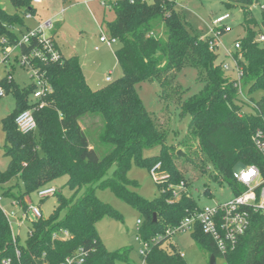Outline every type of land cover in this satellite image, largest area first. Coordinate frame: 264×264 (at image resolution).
Masks as SVG:
<instances>
[{
  "label": "trees",
  "instance_id": "obj_1",
  "mask_svg": "<svg viewBox=\"0 0 264 264\" xmlns=\"http://www.w3.org/2000/svg\"><path fill=\"white\" fill-rule=\"evenodd\" d=\"M231 1L241 3L247 32L239 40V50L233 53L242 71L243 99L235 87L236 80L209 50L210 38L201 39L191 31L177 12L175 0L107 3L115 18L106 27L109 37L120 43L114 56L122 75L102 88L89 87L76 56L32 62L51 88L37 102L30 99L33 84L19 87L9 74L0 82L3 91L14 99V110L1 122L4 152L9 158L7 169L0 171L1 194L25 208L26 197L61 178H65L64 187L71 193L69 198L61 191L54 195L57 203L52 214L29 223L23 246L18 245V238L13 243L8 219L0 209V264L6 259L12 264H41L43 255L47 264H60L79 248L87 252L83 264L127 262L128 250L110 253L99 239L95 226L100 220L106 216L121 218L98 200V190H109L139 212L141 240L160 237L145 256L140 255L144 264H186L173 248L172 236L166 235L198 208L187 190L185 172L190 169L212 181L227 183L233 195L243 190L232 177L236 166H255L264 179V157L252 143L256 132L264 135V44L255 42V32L250 29L256 22L249 12L251 0ZM9 2L16 13L8 14L0 8V52L18 42L13 28L23 26L24 14L34 12L30 8L32 0ZM259 26L264 30V14ZM218 32L219 37L226 33L224 27ZM37 46L32 39L30 46H22L20 51L27 53ZM185 68L194 69L196 81L202 84L198 93L187 97L175 81L176 73ZM145 82L155 83L163 101L173 104L181 117L189 118L180 142L171 143L174 132L169 117L161 122L145 111L137 93ZM29 109L33 110L36 130L21 134L15 119ZM86 115L102 120L98 140L111 148L102 158L90 148L79 126ZM176 146L184 151L183 157ZM132 163L149 171L160 164L159 173L167 179L155 182L159 190L156 199L145 200L136 192L138 184L127 177ZM180 183L184 190L176 200L168 187ZM249 220L235 248L223 256L199 227L191 232L192 237L202 250L225 264H264V215L252 212ZM59 230L68 231L71 238L52 241V234Z\"/></svg>",
  "mask_w": 264,
  "mask_h": 264
},
{
  "label": "rangeland",
  "instance_id": "obj_2",
  "mask_svg": "<svg viewBox=\"0 0 264 264\" xmlns=\"http://www.w3.org/2000/svg\"><path fill=\"white\" fill-rule=\"evenodd\" d=\"M94 6L97 7L98 13L86 12L83 9L73 10L56 20V16L62 6V0H42L39 3L31 2V9H34L33 18L25 19L23 16V26L13 28L19 38L28 33V29L35 30L39 25L50 24L51 28L56 31L55 41L64 58L76 55L79 59L82 73L89 87L93 90L102 88L105 77H110L112 82L119 79L122 75L114 57V52L120 47V43L115 41L110 47H101L99 51H94L100 34L109 39L106 23L115 18L114 11L108 6L102 5L99 0H93ZM115 1V0H110ZM151 3L152 0H145ZM69 3L81 4L84 0H69ZM91 2V1H89ZM176 10L182 16L192 32L199 38L205 39L209 36L210 29L213 28V20L225 14L230 18L223 23L229 29L225 34L219 37L217 50L215 52L216 62H222L228 65L227 74L233 78L236 76V70L233 63L234 43L246 37V29L243 24V14L241 3L231 0H175ZM63 4V5H62ZM264 5V0H251L249 12L255 19V23L250 29L255 32L254 40L259 35H264V30L259 26L264 11L260 6ZM86 7V4H85ZM91 7V5H90ZM0 8L8 14L16 13L9 0H0ZM103 13L105 14L104 26ZM99 14V15H98ZM48 28L45 29V35L51 34ZM18 51L10 52L8 59L1 62L0 60V82L9 74L13 82L19 87L31 85V72L20 67L18 63ZM108 73H110L108 75ZM175 81L182 90L185 91L184 97L198 93L202 89V84L196 81L194 69L185 68L176 73ZM138 96L142 102L145 111L158 121L163 122L166 117L170 118V129L174 132L170 138L171 143L180 142L186 131L189 118L181 117L179 110L172 104H167L161 97L159 87L153 82H145L137 88ZM259 96L257 95L256 98ZM32 100V96L30 98ZM168 105V106H167ZM14 110V99L10 93L4 91V96L0 98V171L7 169L9 158L5 155V132L2 128V120L8 118ZM79 126L87 138L89 146L95 150L98 157L102 158L107 155L111 148L99 143L98 136L102 130V120L99 116L86 115L79 121ZM177 153L180 157L184 156V151L176 146ZM181 165V164H180ZM235 171H240L241 166H236ZM112 170L108 173L111 176ZM127 177L129 180L138 184L136 192L145 200H154L159 196V190L149 170L140 168L132 163ZM187 190L195 201L198 208L213 207L227 203L233 199V191L227 183H219L209 179L207 175L199 174L188 169L184 174ZM65 178H61L52 186L61 191L65 198L71 197V193L64 187ZM96 197L101 202L110 206L115 214L121 219L106 216L100 220L95 228L99 239L105 249L110 252H121L128 250V259L125 261H116V264H144L140 259V245L137 238L140 239L139 229L142 222L141 215L137 210L128 204L117 199L109 190L96 191ZM32 205L39 207L42 215L48 217L56 207V198L54 196L39 200L36 193L26 197ZM0 209L7 216L11 232L14 236L18 235V245L23 246L27 238V227L29 222L21 219L22 211L12 204V200L4 197L0 190ZM15 213L16 218L11 217ZM21 219V220H20ZM175 251L183 255L186 264H210V253L202 250L192 237L191 232L175 234L170 239ZM216 264H225L221 258H217Z\"/></svg>",
  "mask_w": 264,
  "mask_h": 264
},
{
  "label": "built area",
  "instance_id": "obj_3",
  "mask_svg": "<svg viewBox=\"0 0 264 264\" xmlns=\"http://www.w3.org/2000/svg\"><path fill=\"white\" fill-rule=\"evenodd\" d=\"M32 1L39 3L42 0ZM99 1L102 3V5L106 6V0ZM260 8L262 11H264V5L260 6ZM24 17L25 19H31L32 15L30 12H28L24 14ZM229 18L230 16L225 14L213 20V28L210 29L209 36H207V38H210L208 42L210 51L216 52L217 50V43L219 40L218 29L220 27H224L226 32L229 30L226 25H223V23ZM48 27L49 26L47 24H41L35 30H28V33L26 35H22L16 44L10 47H5L3 51L0 52L1 57H3L4 60L8 59L10 52L16 50L19 52L18 63L20 67L25 68L32 73L30 79L31 83L35 87V90L32 94V102H37L51 90L49 84L44 79V75L40 73L37 68L33 67L32 62L34 60L42 62H55L62 58L52 39L45 35V29ZM32 39L36 40L38 46L31 48L27 53H22L20 51L21 47H29ZM99 41L110 47L115 42V39H107L104 35H101ZM255 42L264 44V35H259ZM1 43L6 44V40L2 39ZM239 48V42L234 43V50H239ZM3 59H0L1 62L4 61ZM233 63L236 70V76L234 78L236 80L235 87L238 91V94L243 99V92L240 86L242 71L237 67L234 60ZM223 70L227 72V70H229V66L223 65ZM106 82L110 83V78H106ZM3 96L4 91L0 87V98ZM42 106L43 104H41L39 107ZM15 125L21 134L34 132L36 130V123L33 117V110L29 109L20 113L15 119ZM252 143L259 154L264 157V135L259 131L256 132L252 137ZM159 169L160 164H156L150 169V173L154 179V182L158 183L167 179V176L159 173ZM232 177L233 180L243 188L240 193L234 195L233 199L227 203L213 207L197 208L192 212H189L176 227L171 230H167L166 235L173 236L178 233L193 232L199 227L202 233L213 241L218 253L221 256L235 248L238 240L244 235L249 227L250 214L253 212L264 215V179L261 177L259 170L255 166H243L241 167L240 171L234 170ZM168 188L172 190L173 197L177 200L180 191L184 190V185L183 183H180L177 186L169 185ZM57 192L58 190L51 186L40 189L36 195L39 200H43L45 198L54 196ZM26 199L27 198L24 199L25 208H23V205L19 201L12 200V204L17 206L22 211L21 219H24L30 223L42 218L43 215L40 208L32 205ZM11 217L16 218V214L12 213ZM140 224L141 222L138 221V225ZM16 238H18V235L14 236L12 234V240L14 244L16 242ZM70 238L71 235L66 230H59L52 234V241L65 242ZM159 240V236H156L154 239L148 242L137 238V241L140 245L139 255L145 256L149 252L151 245ZM15 255L16 258H19L20 252L18 249L15 250ZM179 255L181 258H183L182 254ZM86 256L87 252L79 248L73 254L65 257L60 264H83ZM43 259L44 255L41 258V264H47L45 261H43ZM2 264L12 263L10 259H6L2 261Z\"/></svg>",
  "mask_w": 264,
  "mask_h": 264
},
{
  "label": "crops",
  "instance_id": "obj_4",
  "mask_svg": "<svg viewBox=\"0 0 264 264\" xmlns=\"http://www.w3.org/2000/svg\"><path fill=\"white\" fill-rule=\"evenodd\" d=\"M69 0H62V3L64 4V3H67V5L65 6V7H63L62 6V8H61V10H60V12L56 15L58 18L56 19V20H59V16H62V15H64V14H66V13H68V12H71V11H73V10H77V9H83V10H85L87 13L88 12H92V10L94 11V13H98V9H97V7L96 6H94V1L93 0H84V2L81 4V6L77 3V4H73V3H69L68 2ZM89 1H91V2H89ZM108 2H111L110 0H106V6H108L109 8H111V6H109V5H107V3ZM62 4V5H63ZM85 4H86V7H85ZM110 4V3H109ZM90 5H91V7H90ZM33 11H34V9H33ZM31 15H32V18H33V15H34V12H31ZM99 15V14H98ZM31 18V19H32ZM104 18H105V14L103 13V18H102V22L103 23H101L100 24V28H103L102 26H104L103 24H104ZM27 20H30V19H27ZM114 20V19H113ZM112 20V21H113ZM49 27H48V30H50V32H52L51 34H46V36H48V37H51L53 40H54V43H55V45H56V47H57V50L60 52V54H61V56L63 57V55H62V53H61V51H60V49L58 48V45H57V43H56V41H55V37H56V31H54V28H51L50 27V24L49 23H46ZM28 30H30V29H28ZM102 34H100V36H101ZM104 46H106L105 44H103V43H101L99 40H98V42H97V46H95L94 47V51H99L100 50V48L101 47H104ZM18 56H19V53H18V55H17V58H18ZM72 56H76V55H72ZM71 57V56H70ZM77 57V56H76ZM115 57V56H114ZM69 58V57H68ZM78 58V57H77ZM18 60V59H17ZM79 60V59H78ZM80 63V62H79ZM81 66V65H80ZM110 73H108V75H109ZM106 78H110V77H105V79H104V82H103V84H105V83H107L106 82ZM86 80V79H85ZM110 80H111V82H112V79L110 78ZM87 82V81H86ZM108 84V83H107ZM90 148H92L91 146H90Z\"/></svg>",
  "mask_w": 264,
  "mask_h": 264
},
{
  "label": "water",
  "instance_id": "obj_5",
  "mask_svg": "<svg viewBox=\"0 0 264 264\" xmlns=\"http://www.w3.org/2000/svg\"><path fill=\"white\" fill-rule=\"evenodd\" d=\"M153 220H155V216H153ZM210 264H216L215 257L213 255L210 256Z\"/></svg>",
  "mask_w": 264,
  "mask_h": 264
},
{
  "label": "snow or ice",
  "instance_id": "obj_6",
  "mask_svg": "<svg viewBox=\"0 0 264 264\" xmlns=\"http://www.w3.org/2000/svg\"><path fill=\"white\" fill-rule=\"evenodd\" d=\"M245 178H247V177H245Z\"/></svg>",
  "mask_w": 264,
  "mask_h": 264
}]
</instances>
